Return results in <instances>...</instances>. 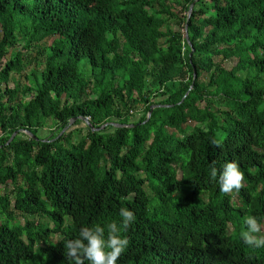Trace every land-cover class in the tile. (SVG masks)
Masks as SVG:
<instances>
[{
    "label": "trees",
    "instance_id": "trees-1",
    "mask_svg": "<svg viewBox=\"0 0 264 264\" xmlns=\"http://www.w3.org/2000/svg\"><path fill=\"white\" fill-rule=\"evenodd\" d=\"M9 185L0 264H73L66 242L112 222L117 264H264L241 238L264 225V0H0Z\"/></svg>",
    "mask_w": 264,
    "mask_h": 264
},
{
    "label": "clouds",
    "instance_id": "clouds-1",
    "mask_svg": "<svg viewBox=\"0 0 264 264\" xmlns=\"http://www.w3.org/2000/svg\"><path fill=\"white\" fill-rule=\"evenodd\" d=\"M213 143H216L213 141ZM212 177L217 175V169L213 165L211 168ZM245 180L244 172L240 169L237 162L232 161L225 164L222 173L219 176L220 191L231 193L233 190L239 191L243 188ZM120 215L123 218V229H127L134 222V213L121 208ZM247 231L241 233L243 242L249 247H264V236H256L260 232V225L255 216L245 218ZM107 237L105 238V229L101 226L93 228H82L80 238L68 240L65 244L67 249V258L73 261V264H117L118 259L126 250L130 241L127 237L120 235L121 228L116 222L108 226ZM86 241V243H85Z\"/></svg>",
    "mask_w": 264,
    "mask_h": 264
},
{
    "label": "rangeland",
    "instance_id": "rangeland-1",
    "mask_svg": "<svg viewBox=\"0 0 264 264\" xmlns=\"http://www.w3.org/2000/svg\"><path fill=\"white\" fill-rule=\"evenodd\" d=\"M29 54V52H25V55H28ZM227 65H225V67L226 68H230V67H234L237 63H236V61H229V62H227L226 63ZM228 64H229V66H228ZM244 67H245V65H241L240 66V68L239 69H241V70H243L244 69ZM241 74H245V72L244 71H239ZM16 79V81L13 83V86L15 87V85L17 84V82H21V84H25L26 83V81L25 80H21V79H18V78H15ZM206 81L207 79H203V81ZM218 100V99H217ZM157 101H158V99H157ZM214 105H216V103L214 102L213 103ZM142 111V110H141ZM142 112H140V114L139 113H137V115L135 116V118L131 121L132 123H136L137 121H139V119L141 118V116H142ZM81 126H84V124H82ZM79 127V126H78ZM77 127V128H78ZM74 127H72V129H73ZM48 130H49V128H47ZM46 129V130H47ZM13 190H14V186L13 185H9L8 187H5V186H0V194L1 195H4L5 193H7V194H13ZM148 195L151 197L152 196V193H151V191L148 189ZM6 218H2V219H0V222L1 223H5L6 222ZM16 221H20L21 223L23 222V219L22 218H18ZM230 228H232V225H230ZM263 232H264V225H260V232L259 233H256L257 235H259V236H261V235H263Z\"/></svg>",
    "mask_w": 264,
    "mask_h": 264
},
{
    "label": "water",
    "instance_id": "water-1",
    "mask_svg": "<svg viewBox=\"0 0 264 264\" xmlns=\"http://www.w3.org/2000/svg\"><path fill=\"white\" fill-rule=\"evenodd\" d=\"M193 7H194V4H192L191 7H190V13L192 12ZM186 28H187V27H186ZM187 39H188V35H187ZM194 76H195V72H194ZM154 107H155V106H151V108H150V110H149V113H148V116L151 115V112H152V110H153ZM76 119H77V118L73 119L71 122H72V123L75 122ZM81 119H82L83 121H85L87 124L90 125V123H89L87 120H85L84 118H81ZM105 126H106V125H105ZM105 126H103L102 128H104ZM115 126L120 127L121 125H119V124H115ZM94 130L97 131V130H99V129L94 128ZM63 132H64V131H63ZM17 133H18V132H15V134L11 137V140H13V139L15 138V136L17 135ZM26 133H27L28 135H31L29 132H26ZM34 138L36 139V137H34Z\"/></svg>",
    "mask_w": 264,
    "mask_h": 264
}]
</instances>
